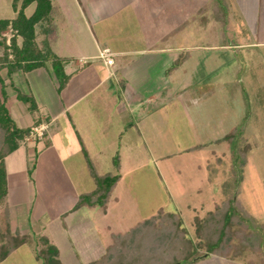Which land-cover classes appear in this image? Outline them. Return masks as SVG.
Masks as SVG:
<instances>
[{
  "label": "crops",
  "instance_id": "0c3cea01",
  "mask_svg": "<svg viewBox=\"0 0 264 264\" xmlns=\"http://www.w3.org/2000/svg\"><path fill=\"white\" fill-rule=\"evenodd\" d=\"M205 1L51 0L50 22L37 28L36 42L67 61L66 86L59 90L50 64L15 72L11 78L6 70L1 73L7 79L6 106L12 119L24 129L47 125V131L43 139L22 142L4 159L10 234L30 241L0 264H45L37 259L34 239L40 237L58 249L62 264H91L104 257L113 235L129 232L105 222L109 214L118 217L117 191L140 163H156L162 174L169 166L174 171L173 162L166 161L180 151L173 103L192 97L194 91L189 92V86L174 93L172 76L179 68L200 69L197 40L204 32L192 24H197L196 14H206ZM192 4L196 13L188 11ZM35 9L31 4L25 15L31 17ZM0 10L11 12L0 19L17 15L12 0ZM106 49L112 65L101 58ZM178 59L180 65L172 69ZM13 86L34 98L36 111L21 105ZM200 146L198 141L186 151L194 153ZM92 170L96 177L119 175L105 208L78 206L81 195L97 187ZM198 176H204L203 171ZM189 188L185 197H199L197 187L194 193Z\"/></svg>",
  "mask_w": 264,
  "mask_h": 264
},
{
  "label": "rangeland",
  "instance_id": "374dc122",
  "mask_svg": "<svg viewBox=\"0 0 264 264\" xmlns=\"http://www.w3.org/2000/svg\"><path fill=\"white\" fill-rule=\"evenodd\" d=\"M226 1L229 5L226 38L219 23L209 14L212 0L205 1L208 5L206 14H196L198 25L192 24L198 27L200 34L202 30L204 32L203 38L197 40V54L203 58L200 69L179 68L172 76L174 93L189 86L191 90L188 91H194L192 97L173 103V110L179 117V121L176 117L173 121L174 138L180 151L166 161L173 162L174 171L169 166L162 174L156 163L147 167L140 163V169L127 176L117 191L121 194L119 208L115 206L118 217L109 214L105 223L129 231L128 243L118 248L125 255L132 256V252L142 260L148 257L154 264L163 263L164 257L170 259L168 249L172 242L181 237L177 233L184 231L186 237L197 244V223L210 221V212L216 211L219 216L218 212L226 208V200L233 197L236 201H230L233 207H228L251 221H238L231 227L229 233L240 234L227 239V243L239 245L243 233H262L264 236V0ZM8 2L0 0V7L6 4L8 8ZM188 11L196 13L197 9L192 4ZM8 14L0 13V18H6ZM4 35L9 37L7 32ZM247 100L252 103L250 110ZM242 125L245 127L244 145L248 150L243 157L242 173L237 176L231 153L225 145L214 144L213 139L221 140L234 126L244 129ZM2 138L0 132V150ZM198 141L203 144L202 150L186 151ZM201 171L202 177L198 176ZM237 177L241 183L235 185L233 182ZM188 187L193 193L197 187L199 197H185ZM169 194L173 195L174 201ZM201 196L205 199L203 202H200ZM171 220L180 225L175 227ZM149 227L153 233H142ZM252 238V241L256 239ZM139 239L141 244L138 245ZM201 243L202 254L193 264H264V246L260 252L252 248L257 247L256 241L237 258H232V254L226 258L207 255L206 243Z\"/></svg>",
  "mask_w": 264,
  "mask_h": 264
},
{
  "label": "trees",
  "instance_id": "16d2710c",
  "mask_svg": "<svg viewBox=\"0 0 264 264\" xmlns=\"http://www.w3.org/2000/svg\"><path fill=\"white\" fill-rule=\"evenodd\" d=\"M36 4L35 12L31 17L25 15V10L31 4ZM226 0H212V19L219 23L222 29V35L226 38V31L229 22V10ZM12 7L17 13L16 17L12 20L0 19V132L3 136L1 150H0V261L4 260L15 248L29 242L30 238L19 235L12 236L9 230V218L6 209V197L8 194L6 166L4 159L19 149L20 144L24 138L29 134V129L21 128L18 123L12 119L9 109L6 106L8 98L6 86L2 78V71L6 70L8 78L15 72L21 71L23 73L32 72L35 69L45 67L47 64L52 66V69L59 81V90H62L67 82L68 76L64 72V67L67 63L66 60L57 57L50 49L40 48L36 42L37 28L43 27L46 23L50 22L52 12L51 0H12ZM206 9V8H205ZM13 32L9 43L8 38L4 33ZM18 38L22 39L21 44H18ZM181 60L178 59L172 69H177ZM14 88V86H13ZM16 91V89L14 88ZM16 99L24 104L30 112L37 109L35 100L31 96L23 95L16 91ZM247 107L251 108L249 100L246 102ZM248 110V109H247ZM244 127V125H242ZM244 129L239 126L232 127L229 132L221 140L213 141L216 145H225L224 148L232 155L234 162L233 170L239 176L242 171V164L245 163L244 156H246L248 148L244 145ZM243 145V148L241 147ZM199 148V147H198ZM197 148V149H198ZM202 148V146H200ZM246 148V149H245ZM243 149V150H242ZM31 176V171H29ZM92 176L96 179V189L90 193L81 195L79 205L90 209L98 207L105 208L109 198L119 180V175H105L103 177H96L92 170ZM239 177L235 179L233 184L238 185L241 182ZM236 201V198H228L226 200L225 210L219 211V216L214 212H210V221L197 223V238L199 242L194 244L186 233L182 231L177 233L179 237L176 241L172 242L170 250V259L163 260L161 264H193L196 263L201 253L203 244L207 246V255H214L221 258H226L232 254V258L240 257L250 247V244L256 241L257 247L253 248L256 252H260L264 246L262 233H243L244 237L241 238L239 245L230 242L234 236L240 233H229L231 227L235 226L237 222L244 223V221H251L245 218L236 210L228 207L232 205L230 201ZM233 207V205L231 206ZM174 219V218H173ZM175 227L180 224L171 220ZM199 222V221H198ZM149 224V223H148ZM249 225V224H248ZM152 228H155L154 226ZM158 229V228H157ZM146 231V232H145ZM142 233H153L151 227ZM128 233H120L112 236V245L107 249L104 257L91 264H154L153 260L146 257V263H143L141 256L125 255L122 250L118 248L124 247ZM252 237H255L254 241ZM37 259L45 264H62L59 257L58 249L50 244L49 240L45 237L34 239ZM141 244L139 239L138 245ZM169 244V243H168ZM174 244V245H173ZM167 249V248H166ZM159 258L157 257L156 260Z\"/></svg>",
  "mask_w": 264,
  "mask_h": 264
},
{
  "label": "built area",
  "instance_id": "2783aa9c",
  "mask_svg": "<svg viewBox=\"0 0 264 264\" xmlns=\"http://www.w3.org/2000/svg\"><path fill=\"white\" fill-rule=\"evenodd\" d=\"M8 34H9V37L7 36L6 37L8 38V43H9L11 37L13 36V32L10 30ZM101 58L106 60V63L108 65H112L114 62V60L111 58L110 51L108 49L104 50L101 53ZM46 131H47V127L45 125H33L29 129V134L24 138L22 142L28 143L31 141L41 140L44 138Z\"/></svg>",
  "mask_w": 264,
  "mask_h": 264
}]
</instances>
